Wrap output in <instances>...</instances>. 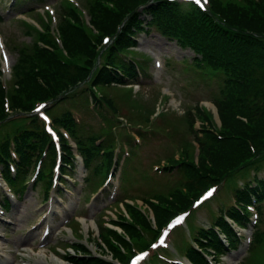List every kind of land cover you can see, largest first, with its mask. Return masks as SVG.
Segmentation results:
<instances>
[{"label":"rangeland","instance_id":"rangeland-1","mask_svg":"<svg viewBox=\"0 0 264 264\" xmlns=\"http://www.w3.org/2000/svg\"><path fill=\"white\" fill-rule=\"evenodd\" d=\"M20 2L21 0H0V86L3 96L6 93L5 83L9 92L13 89L14 66L21 54L30 55L33 48L38 47L40 38L36 30L47 29L49 26L52 30L67 20L77 29L68 31V37L77 41L78 47L71 60L83 67L94 65L86 83L91 91L94 90L95 97L103 98L107 105L101 106L100 112L93 113L85 102L88 88H82L47 105L44 112L52 117L71 110L75 118L81 120L78 135L90 136L93 133L110 132L108 135L112 140L109 144L119 163L117 171L105 181L106 166L99 173L85 171L80 163L77 164L80 157L76 156L73 164L78 166L73 169V178L66 175L62 183L56 186L57 190L53 189L47 199H42L54 176L58 175V180H61L58 172L53 169L55 162L52 166L50 164L51 152L47 151L45 163L40 170L44 173L43 178L38 181L35 177L36 188L32 190V181L27 183L29 188H23L24 194L20 200L12 201L6 214L0 213V264H72L67 261L66 256H73L74 245H79L88 255L80 258L84 264L96 259H110L109 251L112 250L103 237L109 240L114 249L116 239L108 230L115 231L123 240H134L133 245L129 244L128 250L132 246L133 252L144 250L145 248H138L141 246L140 242L145 244L147 239H151L154 244L147 249L148 256L153 254V248H159L161 250L156 249L153 256L158 257L161 253L177 259L172 251H179V243L183 241L186 226L183 224L171 230L164 245H158L156 238L159 231L166 228V219L172 216H169L170 213L182 208L187 201V197H181L178 192L184 191V185L188 181V174L184 173L183 169L193 168L202 172V156L201 152H198V144L206 143V129L219 128L221 123L224 128L222 119L217 116L211 102L216 96L219 97L218 78L207 79L204 74L195 72L191 65V52L182 50L174 42L161 37L159 29L152 26L146 35H137V40H141L138 45L125 50L150 60L147 72L142 73L146 78L141 80V84L128 82L126 85H97L94 83V76L100 65L99 60L108 50L102 47L110 44L112 38L104 41L102 35L89 25V17L91 7L96 6L100 7L109 19L110 15L106 11L110 8L108 3L98 5L93 0H29L25 4H19ZM138 3L133 1L132 6L127 8H134ZM178 3L184 14L189 13L192 16L195 13L192 6L181 0H178ZM207 3L209 11L225 19L232 13L234 5L240 7L244 16L240 17L239 21L236 18V24L244 32L257 34L264 27V0H207ZM45 5L50 8H44ZM30 9L33 12H28ZM118 15L122 16L123 12ZM189 32L196 36L201 45L206 44L195 27H190ZM80 35L84 38L80 39ZM214 42L215 40L211 41ZM218 44V47H222L220 42ZM206 48L209 46L206 45ZM90 51L89 59L87 56ZM184 59L186 61L182 63ZM38 110L43 111L42 107ZM193 115L199 117L193 119ZM200 118L209 121L206 128L201 125ZM18 119L19 116L15 114L2 122L6 124L0 128V138L8 136L17 125H22L18 123ZM105 119L109 122L106 123ZM54 130L64 133L62 129ZM100 158H103V155ZM202 159L209 171L214 168L209 158L203 156ZM175 164L178 165L173 167ZM263 171L264 168L254 172L253 167L248 170L250 175L259 177ZM30 173L32 176V171ZM82 176L86 185L80 199ZM234 176L235 173L226 180L230 181ZM246 178L247 175L240 174L234 182L238 185ZM234 182L225 184L224 181L217 190L213 189L210 196L203 198L204 203L200 204L201 201L197 204H200L199 207L192 209L191 215L194 214L195 217L189 218L188 221L191 220L198 227L209 225L211 218L218 214L219 208L224 209L232 203L231 190L226 187ZM210 186L214 188L217 185ZM3 187L7 192L6 187ZM57 193H60L61 197H58ZM176 196L181 197V200ZM105 197H109V200L104 201ZM157 197L160 200L158 202ZM70 203L74 205L68 212L67 205ZM124 203L137 208L147 225L148 220L150 221L149 229H145L139 220L131 216ZM155 206L168 213L157 219L158 231L153 222L155 213L153 214L152 210ZM249 209L254 215L252 208ZM45 210L46 213L43 214ZM59 219L57 231H52L44 240L37 237L46 220L52 223L59 222ZM124 224L137 231L140 238L134 239L123 229ZM254 225L259 230L260 239L250 243V229L240 230L239 234L243 235L240 253L231 251L232 254H219L215 264H235L239 260V264H264V203L259 220ZM25 248L35 251H25ZM70 260L76 262V258ZM141 264H147V260H143ZM148 264L169 263L155 257Z\"/></svg>","mask_w":264,"mask_h":264},{"label":"trees","instance_id":"trees-1","mask_svg":"<svg viewBox=\"0 0 264 264\" xmlns=\"http://www.w3.org/2000/svg\"><path fill=\"white\" fill-rule=\"evenodd\" d=\"M107 1L112 8H118L121 12H125L128 6H132L133 1L142 0H95V2L102 3ZM131 1V2H129ZM150 13L152 15L151 23L156 24L158 28L167 35H176L177 32H184V24L195 27L201 34L205 45H201L208 53L209 59L218 66V68L225 72L226 87L223 96L217 99L215 104L219 112V116L223 122V131L216 137H210V140L206 143L201 142L200 154L209 158L214 168L211 172L214 174H228L231 171H235L239 168V165L252 164V158L257 157L264 158V27L257 33L260 37L254 35H248L246 33H239L232 29L231 26L237 25L240 17L244 16L240 7L234 5L232 13L226 16V24L223 22L218 23L213 19L208 12L200 11L195 8V13L190 16L189 13L184 14L176 2H170L166 0H154ZM92 11H96V15L93 20L94 25L102 32H108L114 29L121 21L120 16L110 9H106L109 13V19L105 17L104 11L96 6H93ZM176 13V14H173ZM239 15V17H238ZM170 22V26L163 27V23ZM232 22V23H231ZM108 23V25H106ZM253 25V24H251ZM239 27V26H238ZM68 21H64L60 25V31L63 34L61 42L63 48H66L70 54H75L74 51L78 48L77 41L68 37V31L72 29ZM137 28V26H135ZM240 28V27H239ZM74 29V28H73ZM77 30V29H74ZM240 30H242L240 28ZM133 32L131 24L123 29L115 40L112 48L125 47L126 43L130 41V35ZM40 40L43 43H49V37L46 35H39ZM84 36L80 35V39ZM183 38H185L183 36ZM210 39V41H208ZM215 40L214 43H211ZM222 44V47H218ZM206 45L209 48H206ZM236 45V46H235ZM235 46V47H234ZM51 50L34 47L33 52L30 55L21 54L17 60L15 69V81L16 89L12 95L9 96L10 108L19 109L25 113H31L34 106L42 100L53 99L61 93H65L77 87L78 83L83 82L86 78V73L82 72V69L78 66H74L66 59L65 55L59 51V46L55 43H51ZM200 52L199 48H196ZM208 49V50H207ZM197 54H199L197 52ZM234 54V62H229V58ZM115 55L112 53L111 57ZM231 64V65H230ZM74 67V69L72 68ZM120 67V68H119ZM115 74L112 76L113 80L119 83H124L125 80L135 77V70L128 64L118 66L114 69ZM103 81V80H101ZM4 99L2 88L0 86V119L5 116L4 112ZM96 105V102H93ZM239 115L243 117L236 118ZM22 117L21 119H23ZM30 120L33 116H29ZM55 121L65 127L70 135H74L77 140L78 147L85 157V166H93L94 171L97 170L95 165V159L99 155L98 148L95 143V138L92 136L87 138V141L77 137L75 135L76 125L72 118L65 114L60 118H55ZM40 123V122H39ZM13 141L14 149L19 157V164L17 170L19 172L18 181L12 182L19 188V182L25 177L28 165L31 161V156H40L42 149L48 143L47 147L49 151L54 152V145L50 136L47 135L43 129L38 126L37 121H31V125L21 131H14ZM3 143H0L1 157L9 159V153L6 148L7 137L3 138ZM212 140V141H211ZM103 152H107L104 150ZM102 152V153H103ZM105 154H111L110 152ZM200 157V171L198 169L186 168L184 173H187L189 185L199 182L203 184L207 180L205 174L209 171L208 167ZM252 160V161H251ZM106 163L107 158L103 159ZM7 179L8 175H5ZM18 184V185H16ZM191 187V186H189ZM264 194V188L262 189ZM178 200L181 197L176 196ZM239 200L244 202H250L252 198L257 197L252 190L242 192L238 196ZM264 199V198H263ZM260 202H256L255 208L260 209ZM126 208L131 216L139 220L140 223L147 228L148 225L144 218L138 213L132 205L126 204ZM259 207V208H258ZM156 218L158 219L162 215L168 214L162 209H153ZM239 223H242L239 215H234ZM123 229L128 231L134 239L140 238L137 231L128 225L124 224ZM108 230V232L125 245L128 249V245L125 240L121 239L120 235L115 231ZM255 236V235H254ZM107 246L112 250L114 256H120L119 252L114 249L109 240L103 237ZM256 241L260 239L259 235H256ZM140 244H144L140 242ZM217 251L220 250L221 245H213ZM254 246H252L253 248ZM251 248V249H252ZM77 264H84L82 260H76ZM89 264H104L99 260H94ZM239 264V263H238Z\"/></svg>","mask_w":264,"mask_h":264},{"label":"snow or ice","instance_id":"snow-or-ice-1","mask_svg":"<svg viewBox=\"0 0 264 264\" xmlns=\"http://www.w3.org/2000/svg\"><path fill=\"white\" fill-rule=\"evenodd\" d=\"M204 3L206 4L207 3V0H204ZM180 221L178 220L177 223H179Z\"/></svg>","mask_w":264,"mask_h":264}]
</instances>
